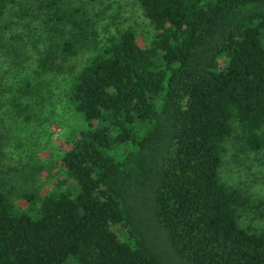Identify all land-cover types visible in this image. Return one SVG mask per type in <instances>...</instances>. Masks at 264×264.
Segmentation results:
<instances>
[{
    "label": "trees",
    "instance_id": "16d2710c",
    "mask_svg": "<svg viewBox=\"0 0 264 264\" xmlns=\"http://www.w3.org/2000/svg\"><path fill=\"white\" fill-rule=\"evenodd\" d=\"M12 2L0 0V146L57 59L88 52L64 87L83 124L52 186L20 191L0 164V264H264V225L238 223L257 202L218 174L227 140L264 147V0H137L144 43L130 26L98 40L72 0Z\"/></svg>",
    "mask_w": 264,
    "mask_h": 264
},
{
    "label": "rangeland",
    "instance_id": "374dc122",
    "mask_svg": "<svg viewBox=\"0 0 264 264\" xmlns=\"http://www.w3.org/2000/svg\"><path fill=\"white\" fill-rule=\"evenodd\" d=\"M17 2L32 4L35 0H15L9 5L10 10L16 7ZM72 3L86 10L98 40L105 39L125 26L135 30L140 42H147L151 37L152 29L141 14L137 0H72ZM15 26L20 33L27 31L26 27ZM87 52L88 48H82L74 56L59 57L57 62L62 65V70L41 77L44 88L40 106L33 102L29 119L9 115L1 127L3 144L0 146V164L7 171L5 174L19 185L20 191L30 188L42 194L52 186L54 178L51 171L57 162L60 143L69 127L83 124L81 115L67 105L64 87L68 76L79 68ZM37 164L39 166L35 167ZM218 174L222 181L239 187L257 202V207L245 208L240 212L238 223L250 230L262 227L264 147L253 151L245 149L238 139L227 140ZM18 192L13 203L24 207L26 201ZM63 264L71 262L67 260Z\"/></svg>",
    "mask_w": 264,
    "mask_h": 264
}]
</instances>
